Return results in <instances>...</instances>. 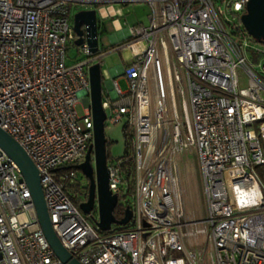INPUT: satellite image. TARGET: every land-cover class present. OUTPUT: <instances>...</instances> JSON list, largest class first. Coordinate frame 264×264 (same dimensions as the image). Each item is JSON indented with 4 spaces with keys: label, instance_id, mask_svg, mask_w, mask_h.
I'll use <instances>...</instances> for the list:
<instances>
[{
    "label": "built area",
    "instance_id": "2783aa9c",
    "mask_svg": "<svg viewBox=\"0 0 264 264\" xmlns=\"http://www.w3.org/2000/svg\"><path fill=\"white\" fill-rule=\"evenodd\" d=\"M248 1L0 0V128L36 166L52 228L80 263L264 264V185L255 170L264 166V45L251 48L250 58L236 36L246 32L241 21H223L240 20ZM139 3L149 7L147 23L124 29L114 4ZM78 5L126 31L117 49L127 89L112 79L117 102L102 99L106 120L125 119L132 133L134 208L126 231L94 229L66 191L79 175L61 166L84 161L93 139L89 107L76 109L79 93L89 96L93 62L85 31L75 44ZM69 47L89 56L67 64ZM190 150L203 201L196 221L186 219L175 165ZM119 163L108 164L118 201ZM241 176L262 200L239 204L234 181ZM0 264H63L18 166L1 148Z\"/></svg>",
    "mask_w": 264,
    "mask_h": 264
},
{
    "label": "water",
    "instance_id": "95a60500",
    "mask_svg": "<svg viewBox=\"0 0 264 264\" xmlns=\"http://www.w3.org/2000/svg\"><path fill=\"white\" fill-rule=\"evenodd\" d=\"M240 21L246 32L255 41L264 42V0H249L246 12L240 16ZM73 27L77 35L75 44H82L81 36L85 31L88 51L93 56V62L88 67L89 96L84 99L92 114L93 139L84 161L74 165L89 180V185L87 199L81 202L78 207L84 214H89L96 206L98 216L94 223L101 232H105L111 229L112 224L126 225L132 217V209L126 207L124 215L120 219H117L113 213L118 203V197L109 189V168L106 159L107 139L104 133L106 112L102 107L104 83L109 85L111 80L104 81L105 71H103L101 63L94 62L99 58L100 52L96 11L84 9L75 12ZM119 67L120 64L115 69ZM0 148L18 166L30 191L39 226L56 257L63 264H82L62 246L52 228L36 166L22 147L1 128Z\"/></svg>",
    "mask_w": 264,
    "mask_h": 264
},
{
    "label": "rangeland",
    "instance_id": "374dc122",
    "mask_svg": "<svg viewBox=\"0 0 264 264\" xmlns=\"http://www.w3.org/2000/svg\"><path fill=\"white\" fill-rule=\"evenodd\" d=\"M115 7L121 8V15H117V18L119 19L120 24L124 29H126L127 26H134L138 22L147 23V6L144 4H114ZM83 7L81 6H73L72 12L75 13L78 10H82ZM149 12V10H148ZM225 20V24H234V23H240V20L238 17L234 15H228L223 19ZM102 25L99 24L98 26V47L100 51H105L106 53L99 58L95 60V62L99 61L101 62V67L104 73V81L116 79L119 87L122 90L127 89L126 80L123 77V75H114L113 71L114 69L121 63V53L117 49L120 42L114 41L113 35L116 33L111 25V18L102 20ZM241 41H245L248 45L247 53L250 58L251 52L253 47H261L262 44L258 43L257 41H254V39L245 32L244 35L238 34L236 35ZM89 56L88 54H77L76 47H69L67 51V64H71L76 61V59H85ZM92 56V55H91ZM99 59V60H98ZM241 82L244 84L246 81V77L243 75V73L239 72ZM113 92L110 91V84L106 85L104 83L103 87V93H102V99H112ZM86 97L85 92L79 93L80 102L77 105L76 109L79 114L83 112L85 103L83 101V98ZM113 102H117L114 100ZM109 112V111H108ZM105 128L104 133L105 137L107 139L106 142V154L109 156V158L116 159L119 158L124 154L125 150V137H124V126H125V119H122L118 123H109L107 120L105 121ZM109 162V161H108ZM109 164V163H108ZM175 165L177 168V174L180 181V188L183 195V203H184V209H185V215L186 219L189 221H196L203 215V201H202V195H201V186H200V180H199V171H198V165L196 160V155L194 150H190L189 152L183 153L178 155L175 158ZM74 171L77 172V174L82 175L81 171L76 168H72ZM255 170L260 176V180L264 185V166H256ZM67 193L70 195L74 194V190L68 188ZM123 194L120 192L119 199L120 201H128L134 208V198L133 196L122 198ZM79 197L76 201H74L75 205H79ZM82 201V200H81ZM97 217V213H95ZM84 216L87 218L90 225L95 229L96 225L89 216L84 214ZM130 222V221H129ZM131 224V222H130ZM198 225L194 224L191 227L192 232L194 229H197ZM113 229H116V227H113ZM99 233V232H98ZM204 236L202 238H199V240L203 241Z\"/></svg>",
    "mask_w": 264,
    "mask_h": 264
},
{
    "label": "trees",
    "instance_id": "16d2710c",
    "mask_svg": "<svg viewBox=\"0 0 264 264\" xmlns=\"http://www.w3.org/2000/svg\"><path fill=\"white\" fill-rule=\"evenodd\" d=\"M101 22L102 20L99 17H97V28L99 24L102 25ZM129 40L130 39H126V42ZM260 44L264 45V42ZM123 131H124L123 135L125 137V150H124V154L116 159L120 160L119 165L121 168V181H122V194H123L122 198L125 199V197L127 196L129 197L133 196V146H132V133L130 128L127 126V124H125ZM106 159H107V163L109 164L110 162L113 161V159L111 160L107 154H106ZM61 167H65L64 169L66 170L69 168H75L74 165H64ZM70 186H71L70 189L74 190V194L70 196L72 202L74 203V201H76L79 196L80 197L82 196V189L87 188L85 177L83 176V174L79 176L76 183H73ZM84 194L82 199L85 198ZM126 207H129L130 209L133 210V207L130 204V202L126 200L121 202L119 199L116 207L113 210V213L117 219H120L124 215V210ZM113 227H116V229H113ZM130 228H132V224H130V222H128L126 225L112 224L110 231H126L129 230Z\"/></svg>",
    "mask_w": 264,
    "mask_h": 264
},
{
    "label": "bare ground",
    "instance_id": "6f19581e",
    "mask_svg": "<svg viewBox=\"0 0 264 264\" xmlns=\"http://www.w3.org/2000/svg\"><path fill=\"white\" fill-rule=\"evenodd\" d=\"M234 184L240 205H254L262 200L258 187L251 178L246 176L235 178Z\"/></svg>",
    "mask_w": 264,
    "mask_h": 264
},
{
    "label": "flooded vegetation",
    "instance_id": "af4514ba",
    "mask_svg": "<svg viewBox=\"0 0 264 264\" xmlns=\"http://www.w3.org/2000/svg\"><path fill=\"white\" fill-rule=\"evenodd\" d=\"M106 52L105 51H101L100 53H99V59H100V57L101 56H103L104 54H105ZM98 59V60H99ZM95 62V61H94ZM101 63V62H100ZM123 68V63L121 62L120 63V67L118 68V69H122ZM85 177V176H84ZM85 181H86V185H87V188L85 189H82V196L80 197L79 196V199H81L82 201H80V203L81 202H83V201H86V199H87V195H88V185H89V180L85 177ZM85 193V194H84ZM83 194L85 195V198L84 199H82L83 198ZM79 203V204H80ZM91 215H92V218H93V220L95 221L96 219H97V217H96V215H95V213H97V216H98V212H97V209H96V206H94V208H93V210L91 211Z\"/></svg>",
    "mask_w": 264,
    "mask_h": 264
},
{
    "label": "crops",
    "instance_id": "0c3cea01",
    "mask_svg": "<svg viewBox=\"0 0 264 264\" xmlns=\"http://www.w3.org/2000/svg\"><path fill=\"white\" fill-rule=\"evenodd\" d=\"M139 4H141V3H139ZM145 6H147L146 4H144ZM148 10H149V7L147 6V14L149 13L148 12ZM141 23H143V22H138L137 24H141ZM111 25H112V23H111ZM136 25V24H135ZM115 31V30H114ZM116 32V31H115ZM126 31H119V32H116V33H114V35H113V39H114V41H118V42H121L122 41V39H123V36H125L126 37V33H125ZM124 39H126V38H124ZM113 74L114 75H122V69H114V71H113ZM110 91H111V88H110ZM112 92V91H111ZM115 96H114V94H113V96H112V100H115Z\"/></svg>",
    "mask_w": 264,
    "mask_h": 264
}]
</instances>
